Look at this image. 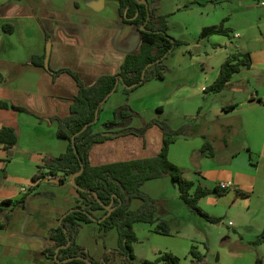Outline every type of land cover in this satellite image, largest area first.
Listing matches in <instances>:
<instances>
[{
  "label": "crops",
  "instance_id": "0c3cea01",
  "mask_svg": "<svg viewBox=\"0 0 264 264\" xmlns=\"http://www.w3.org/2000/svg\"><path fill=\"white\" fill-rule=\"evenodd\" d=\"M202 1L189 2L177 11L190 14L184 18L196 23V12ZM152 2L154 0H150ZM160 5L155 7L156 15L165 16L169 21L176 10L158 13ZM208 27H203L202 31ZM168 32L172 36L171 30ZM141 45L138 29L125 22L117 0H0V74L4 77V82L0 83V129H14L18 136L11 156L0 144V205L5 201L21 203L3 206L0 212V223L7 225L0 232V264H55L45 255L50 232L77 206L72 179H66L64 184L46 177L35 180L46 159L59 157L69 147V141L58 136L57 118L70 115L79 87L69 72L57 73L71 71L89 86L102 76L117 75L126 58L137 54ZM240 49L238 54L249 55L251 66L242 68L221 93L205 91L218 79L222 63L231 57H227V53L224 62L217 67L206 62L202 69L197 68L191 58L179 67L174 87L165 86L167 77L160 80L163 88L158 98L177 103L180 110L188 107L192 111L195 106V112L183 114L194 123L189 136L178 138L170 146L169 159L187 180L195 183V188L200 186L213 191L200 200L199 206L215 218L224 217L229 209L240 206L258 214V225L252 223L247 227L251 234L257 231L255 237L236 232L233 238H228L231 241L228 247L207 240L208 244L198 248L204 257L202 264H257L259 259L264 264V244L253 245L264 230V39L250 38L241 42ZM35 57H45L43 68L33 64ZM47 59L49 68H46ZM138 90L127 96L120 83L103 105L95 132H105L114 111L125 104L143 118L151 98L148 91L136 96ZM118 94L122 97L119 95L110 103ZM224 96L232 98L229 104L221 101ZM152 109L166 114L160 103L153 104ZM148 123L151 122L132 127L142 128ZM215 123L218 125L214 126ZM154 131L159 130L152 127L145 138L121 136L98 145L91 151L90 161L101 165L152 157L162 146V138L156 146L151 141ZM206 141L211 150L202 155L199 152ZM222 183L229 188L222 190ZM66 186H71L67 198L59 193ZM237 192L244 196L239 197ZM96 215L100 217L101 213ZM225 218H221L223 225ZM85 225H95L98 229L99 225L93 222L80 228L77 242L86 249L87 246L81 244ZM228 227L235 225L228 224ZM138 230L135 229V233L138 234ZM177 233L166 236L149 231L146 239L152 244L154 260L161 253H172L182 264H193L190 251L197 238L181 239L178 237L181 230ZM155 236H163L168 241ZM203 236L208 237L198 232L199 238ZM110 252L116 253L115 264H125V258L117 254L118 244L100 258H94L101 261ZM215 253L219 254L212 262L210 255Z\"/></svg>",
  "mask_w": 264,
  "mask_h": 264
},
{
  "label": "trees",
  "instance_id": "16d2710c",
  "mask_svg": "<svg viewBox=\"0 0 264 264\" xmlns=\"http://www.w3.org/2000/svg\"><path fill=\"white\" fill-rule=\"evenodd\" d=\"M117 1L120 3L125 22L134 25L140 33L142 45L139 52L126 58L117 75L102 76L89 86L71 71L62 70L57 73L69 72L78 84L79 93L73 101L70 115L57 118L58 136L69 141L67 152L59 157L46 159L35 178L39 180L55 176L60 178L61 184H64L66 179H74L77 206L66 213L59 227L51 230L45 250L47 258L55 264H115V252L107 253L101 261H97L78 244L77 235L84 224L97 222L99 238L105 237L111 230H116L117 254L125 258V264H132L135 259L133 246L138 241L134 230L136 224H149L154 226L156 233L171 235L169 223L157 216V200L142 190V187L152 180L169 177L179 188L185 205L212 224L222 221L221 218L210 216L199 206L200 200L213 191L200 186L195 188V183L187 180L181 169L169 159L170 146L178 138L189 136V124L173 129L165 122L153 121L142 128H134L132 121L135 117H140V114L129 104H125L114 111L113 120L105 125V132L97 133L94 130L96 119L99 118L105 102L117 91L118 82L124 85V93L129 96L149 81L165 79L168 70L165 60L177 47L184 45V42L168 34L167 17L156 15L155 3H150L149 0ZM5 29L8 30V27ZM212 35L231 37V31L226 29L224 24L208 27L202 31L201 38ZM44 63L45 57L33 59L35 66L43 68ZM250 66L247 54L239 53L229 57L222 65L218 79L205 93L223 92L242 68L248 69ZM2 82L4 77L0 74V83ZM3 107L8 106L3 104ZM152 127H157L162 134V146L156 155L101 165L91 163L90 154L93 148L115 139L106 133L121 132L122 136L145 138ZM0 144L11 156L18 144L17 132L14 129H0ZM210 150L211 145L206 141L199 153L204 155ZM237 195L244 196L239 192ZM135 200L142 201V205L139 209L132 210L131 206ZM19 204L21 203L5 201L0 205V212L3 206ZM97 213H101V216L98 217ZM6 227V222L0 223V232ZM261 244H264V230L253 243L255 246ZM190 255L193 264L203 263L204 257L196 247L191 248ZM144 264L182 263L181 259L172 253H161L156 260L145 261ZM257 264H261L260 259Z\"/></svg>",
  "mask_w": 264,
  "mask_h": 264
},
{
  "label": "rangeland",
  "instance_id": "374dc122",
  "mask_svg": "<svg viewBox=\"0 0 264 264\" xmlns=\"http://www.w3.org/2000/svg\"><path fill=\"white\" fill-rule=\"evenodd\" d=\"M194 1L195 0H154V2H152L155 3L156 6L159 3L161 4V9L158 10V13L167 14V12L171 10H176L175 15L169 17L168 29L171 30L172 37L174 36L175 39L184 42V45L177 47L165 60V65L168 69L165 74V78L167 77L165 86L168 88L174 87L179 67L191 61V58L192 62L196 63L197 68L199 67L202 69L203 64L206 62L216 67L221 66V62H224L222 60L226 53L227 57L238 54V51L241 50V42H246L255 36H260L264 39V7H258L255 1L213 0V2H208L207 0H203L199 12H196V23H192L187 18H184L185 15L190 14L178 13L177 10L179 8L182 9L185 4ZM197 15H200V17H197ZM221 24H224L226 29H229L231 33L234 32L233 35L239 33L242 38L240 40H235L232 34L230 38L227 36L221 38L217 35H212L204 39L201 38L203 27H214ZM222 42H224V44ZM225 44H227L228 47L225 48ZM170 71L173 72L170 73ZM161 83L160 80H152L143 85V87L141 86L142 88H139V92L136 96H140L148 91V96L151 99L147 101L148 107L143 118L141 115L140 117H135L132 126H142L145 121L165 122L173 129H178L186 124H189L190 127L193 126L194 123L192 120L185 119L183 114H190L193 110L195 112V106L192 107V111L188 109V107L180 110L177 103H169L165 100L163 101L162 98H158V92L163 88ZM119 95L121 96V94H118L110 103H114L117 97H120ZM231 99L232 98L224 96L221 101L225 102V104H229ZM156 103H160L165 107V115H161L156 109L151 110L153 104ZM217 125L218 123L214 124V126ZM161 138L162 136L159 131H154L151 134V141H153L154 146L160 143ZM69 189H71V186H66L62 188L61 192H58L60 194L62 193V195L67 198ZM142 189L151 198L157 200V216H160L169 223L171 231L174 234H178V230H181L178 236L181 239H189L192 241L197 238V241L193 242L191 248L196 247L197 250L198 248L200 250L203 248L204 243L208 244L207 240H213L216 241L218 245L223 244L224 247H228L231 245V241H229L228 238H233L236 232H240L245 237H255L257 234V231L251 234L247 230V227H251L252 223L258 225L259 219L256 212H248L243 206H240L238 209L231 208L228 210V215L224 214V217H226L224 225L223 221L218 224H212L183 203L179 188L173 184L169 177L148 182ZM256 199L257 197L255 196L254 202H256ZM140 205H142V201L135 200L132 203L131 209L137 210ZM229 222H232L235 227L229 228ZM83 227L81 244L87 246L86 250L93 258H100L104 252L117 248L118 233L116 230L108 233L107 237L99 238V229L95 227V225H85ZM135 229H139V233H136L138 242L133 246L135 259L132 261V264H144L145 261H154L155 254L152 251V244L146 239L148 238L149 231L156 233L154 231V226L149 224H136L134 230ZM220 229L224 230L219 231ZM198 232L207 235V239L204 238V236L199 238ZM219 232H221L220 235L218 234ZM155 237H161V239L165 240L168 239L163 236ZM218 254L219 253L210 255L212 262L213 257L216 259Z\"/></svg>",
  "mask_w": 264,
  "mask_h": 264
},
{
  "label": "built area",
  "instance_id": "2783aa9c",
  "mask_svg": "<svg viewBox=\"0 0 264 264\" xmlns=\"http://www.w3.org/2000/svg\"><path fill=\"white\" fill-rule=\"evenodd\" d=\"M253 1H255L257 3L258 7H263L264 6V0H253ZM238 38H240V35L239 34H234V39H238ZM46 178L48 180H50V181H57V182L59 181V178L55 177V176H47ZM220 187H221L222 190H227L229 188V185H227L225 183H222L220 185ZM229 225L232 226L233 224L230 223Z\"/></svg>",
  "mask_w": 264,
  "mask_h": 264
},
{
  "label": "water",
  "instance_id": "95a60500",
  "mask_svg": "<svg viewBox=\"0 0 264 264\" xmlns=\"http://www.w3.org/2000/svg\"><path fill=\"white\" fill-rule=\"evenodd\" d=\"M146 5H148V4L146 3ZM47 55H48V56L50 55V47H48ZM46 68H49V62H48V59H47V61H46ZM118 85H119V82H118ZM98 120H99V118L96 119V123L98 122ZM106 135L109 136V137H112V138H117V137H121V136H122V133H121V132H117V133L111 132V133H106ZM73 185H74V179H73ZM71 211H72V210H71ZM65 216H66V215H65ZM65 216H64V217H65ZM64 217H63V218H64ZM63 218H62V220H63ZM62 220H61V221H62Z\"/></svg>",
  "mask_w": 264,
  "mask_h": 264
}]
</instances>
